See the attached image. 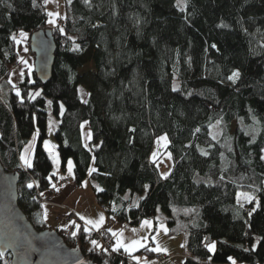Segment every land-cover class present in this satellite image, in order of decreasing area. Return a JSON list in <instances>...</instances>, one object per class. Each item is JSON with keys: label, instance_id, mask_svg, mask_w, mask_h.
<instances>
[{"label": "trees", "instance_id": "trees-1", "mask_svg": "<svg viewBox=\"0 0 264 264\" xmlns=\"http://www.w3.org/2000/svg\"><path fill=\"white\" fill-rule=\"evenodd\" d=\"M59 11L49 26L45 0H0V159L19 173L18 202L32 223L48 228L38 191L57 177L44 147L51 106L61 170L73 160V183L96 182L97 201L117 223L162 217L169 236L185 235V264H264V0H187L183 11L177 0H69ZM45 28L58 47L51 79L43 84L25 67L13 85L17 34L30 41ZM35 134L24 168L19 154ZM163 134L174 161L165 178L151 159ZM239 191L259 202L238 203ZM76 226L56 229L89 260L135 264L122 249L90 248ZM0 264L11 255L0 254Z\"/></svg>", "mask_w": 264, "mask_h": 264}, {"label": "rangeland", "instance_id": "rangeland-1", "mask_svg": "<svg viewBox=\"0 0 264 264\" xmlns=\"http://www.w3.org/2000/svg\"><path fill=\"white\" fill-rule=\"evenodd\" d=\"M69 0H48L47 2V10L48 13H58L60 15L59 9L61 8V16L63 15V10L66 7V3ZM57 16H50L48 20L49 26H55V24L58 21ZM50 20H54V23H50ZM23 34V35H22ZM16 41L19 48V54H20V61L19 64H21L23 60V54L25 52V49H27V57H30L31 64L27 66V69L32 70L34 68V56L30 51L29 47V33L25 31H20L16 36ZM25 59V58H24ZM93 64L89 63L87 64L82 70L81 73L92 70ZM24 70L25 67L23 64L14 66V69L11 73V80L13 85H17L18 82L24 79ZM22 73V75H21ZM79 92L82 101H87L89 96L88 89L81 85L79 86ZM59 123L58 118L53 114L52 107H49V121H48V136L44 140V147L45 142H48V147L45 149L47 150L50 158L53 161V164L57 170H60V175L63 177H71L73 174L70 173L67 169L66 172H63L61 170V156L60 152L58 150V144L57 140L55 138V130L57 128V125ZM82 129V135H83V141L85 145L89 144V141L91 139L90 134V125L89 122H84L81 126ZM37 136V134H36ZM166 136L167 140H159L160 137ZM90 137V138H89ZM159 140V143L157 142ZM169 144V138L167 134L160 135L155 138V145L153 148V151L151 153V159L154 160L157 164V167L159 169L160 175L165 178L167 177L174 165V161L172 158V154L170 150L168 149ZM52 145H55V148H52ZM153 153H156L155 159L153 158ZM55 157V158H54ZM74 165V161L71 160ZM166 174V175H162ZM63 179V178H61ZM60 179V180H61ZM68 178L65 179V183H70L71 181H67ZM70 180V179H69ZM81 203L83 204V210L86 213L85 215H89L93 220L96 221V223H100V216L103 215L104 222L105 219L109 216L108 212L102 208L101 204L97 201L94 187L100 188L99 185L91 180L90 178H87L81 185ZM253 197L252 200H254L256 203L259 202L258 196H256L253 192L249 191H239L237 196L238 203H244L249 202V200L246 197ZM251 200V201H252ZM72 209V208H70ZM74 210V209H72ZM58 211V212H57ZM75 211V210H74ZM57 213H63L66 211H63V209L56 210ZM55 211L52 212H46L45 219L48 225V228L50 229H56L61 228L66 224L65 221H56L55 219ZM76 212V211H75ZM55 214V215H54ZM77 214V213H76ZM78 216V215H77ZM147 220L150 223L145 225L144 221ZM87 226H90L86 224ZM127 226V225H126ZM93 227V226H92ZM125 229L119 234L118 239L124 243V245H131L133 241H139L140 244L143 245V247L135 246L131 251H128L123 248L128 254H131V257L129 258L130 262H133L135 264H185L186 258H188L190 255L185 249V235H177V236H169L167 234V223L164 221L162 217H157V221L154 218H146L141 221V223L138 226H132L129 225L124 227ZM109 237V236H108ZM106 237V241L108 242L109 248L112 246L110 245V238ZM215 245L214 242H211L208 246L211 249V251L215 250L214 248L210 247L211 245ZM88 246L90 248H95V246L92 245V242L89 240ZM144 247H148L150 250L154 251L155 254H163L167 256L166 260L162 263H156L155 255L151 256L149 253H137L138 250L143 249ZM164 249V250H161ZM99 251V250H98ZM107 251H110L107 250ZM161 252V253H159ZM240 262H237L236 260L232 259V264H239Z\"/></svg>", "mask_w": 264, "mask_h": 264}, {"label": "water", "instance_id": "water-1", "mask_svg": "<svg viewBox=\"0 0 264 264\" xmlns=\"http://www.w3.org/2000/svg\"><path fill=\"white\" fill-rule=\"evenodd\" d=\"M37 78L46 84L52 77L57 43L52 28L30 35ZM19 173L7 171L0 159V254L11 255V264H97L80 246H70L57 229H38L19 205Z\"/></svg>", "mask_w": 264, "mask_h": 264}, {"label": "crops", "instance_id": "crops-1", "mask_svg": "<svg viewBox=\"0 0 264 264\" xmlns=\"http://www.w3.org/2000/svg\"><path fill=\"white\" fill-rule=\"evenodd\" d=\"M26 52L27 51H25L23 54V60L26 61L27 63H24L22 61V64L24 65V67H27L31 64L30 57H27V59H26V56H27ZM36 141H37V136L35 134L29 140L28 144L20 152L19 158H20V163L22 166L29 167L28 164L25 163V159L29 160L31 165H32ZM22 157H24V159H22ZM56 173H57L56 182H52L50 190L45 191V193H44L47 197V200L44 202L43 209H42L44 217H45L46 212H52L53 213V211L56 212V210H58V209H63V211H67L70 208H72L76 211L78 218H79V221H77V223H76L77 225L78 224L80 225V223H81L80 220H81L84 224H88V225L93 226L95 228L106 227L110 241H112L111 250L116 249L117 240H119L118 236L125 229L124 227L127 228L126 224L117 223L110 216H108L105 219V222L103 220V222L96 223V221L93 220L89 215L88 216L85 215L86 213L84 212L83 204L81 203V200H82L81 187L82 186L81 185L80 186L75 185L73 183V180H72L73 174L71 177H66V176H64V173H63V177H62L60 175V170H57V169H56ZM61 178H63V179H61ZM66 178L70 179L71 182L65 183ZM57 212L55 213L56 215L54 214L55 218L58 214H60ZM82 217H83V219H82ZM69 224H70V222L64 224V226H62V227L68 226ZM97 225H99V226H97ZM109 229H111V231H109ZM113 233H115V235H113ZM123 248L124 247H120L119 249L124 250ZM161 250H164V249L161 248ZM159 253H161V252H159ZM239 264H247V263H239Z\"/></svg>", "mask_w": 264, "mask_h": 264}, {"label": "built area", "instance_id": "built-area-1", "mask_svg": "<svg viewBox=\"0 0 264 264\" xmlns=\"http://www.w3.org/2000/svg\"><path fill=\"white\" fill-rule=\"evenodd\" d=\"M16 66L19 65V63L17 62L15 64ZM56 177L53 179V181H56ZM67 181H70L69 179ZM45 191H38V196L39 198L42 200L43 204L44 202L47 200L46 195L44 194ZM103 209H106L107 206L105 204L102 205ZM56 221H65L66 223H69V226H73L75 227L77 224V221H79V218L76 214V212L72 209L67 210L66 212L60 213L56 216ZM75 222V224H72V222ZM80 222L82 223V225L85 226L86 228V232L88 233V237L89 240L92 241H96L98 246H95V248H97L99 251H105L106 250H111V247L109 248L108 246V242L106 241V237L108 236V232H107V228L106 227H101V228H95L92 226H87L86 224H84L81 220ZM79 222V223H80ZM93 245V243H92ZM94 246V245H93ZM156 261L158 263H162L166 260L167 256L163 255V254H157L156 255Z\"/></svg>", "mask_w": 264, "mask_h": 264}, {"label": "snow or ice", "instance_id": "snow-or-ice-1", "mask_svg": "<svg viewBox=\"0 0 264 264\" xmlns=\"http://www.w3.org/2000/svg\"><path fill=\"white\" fill-rule=\"evenodd\" d=\"M47 2H48V0H45V3H47ZM186 4H187V0H177V7H179L182 11L186 8ZM49 15H50V16H57V15H59V14H58V13H49ZM49 22H50V23H54L55 21H54V20H50ZM222 26H223V25H222ZM22 35H23V34H22ZM13 38L15 39V37H13ZM213 47H215V46H213ZM25 51H27V49H25ZM23 62H24V63H27L26 61H23ZM21 75H22V73H21ZM239 75H240V73H239L238 70H237V71H234V72L232 73V75H231L230 77H228V79H229V80H232V81H235V80L239 77ZM49 103H51V101H49ZM132 131H134V129H133ZM197 131H198V129H197ZM89 138H90V137H89ZM214 138H215V137H214ZM159 140H167V137H166V136H162V137L159 138ZM159 140L157 141L158 143H159ZM45 147H46V148L48 147V142H45ZM52 148H55V145H52ZM155 156H156V153H153V158H154V159H155ZM54 158H55V157H54ZM262 158H264V157H262ZM22 159H24V157H22ZM25 163L28 164V166H31V163H30L29 160L25 159ZM72 169H73V162H72L71 160H68V171L71 173V172H72ZM89 171H90V172H91V171H95V169H90ZM162 175H166V174H162ZM28 187H32V185L29 184ZM145 187H147V186H145ZM246 198H247L249 201H251V200L253 199V197H250V196H248V197H246ZM257 206H258V204H257ZM253 211H255V209H252V210L248 213V215L251 216ZM82 219H83V217H82ZM103 220H104V217H103V215H101V216H100V221L103 222ZM149 223H150V222L147 221V220L144 221V224H145V225H147V224H149ZM72 224H75V222L73 221ZM97 226H99V225H97ZM65 227H67V226H65ZM76 227L79 228L78 225H77ZM109 231H111V229H109ZM72 235L75 236V235H76V232H72ZM113 235H115V233H113ZM92 243H93L94 246H98L96 241H92ZM135 246L143 247V245L140 244L139 241H133L131 245H124L120 240H117L116 250H119L120 247H125L126 250L131 251ZM214 246H215V245L213 244V245H211L210 247L214 248ZM90 251H91V249H90ZM105 251H107V250L105 249Z\"/></svg>", "mask_w": 264, "mask_h": 264}]
</instances>
